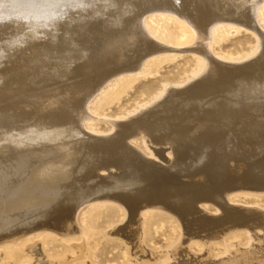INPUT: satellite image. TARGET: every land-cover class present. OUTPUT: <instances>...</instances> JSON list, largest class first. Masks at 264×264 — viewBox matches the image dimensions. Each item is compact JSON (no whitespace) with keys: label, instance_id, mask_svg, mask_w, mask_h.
Listing matches in <instances>:
<instances>
[{"label":"rangeland","instance_id":"obj_1","mask_svg":"<svg viewBox=\"0 0 264 264\" xmlns=\"http://www.w3.org/2000/svg\"><path fill=\"white\" fill-rule=\"evenodd\" d=\"M45 1L46 0H34V2H32V0L31 1L28 0L26 2V0H21L19 2V0H15L13 2L12 0L11 1L0 0L1 2L0 3V9H1L0 10V165H1L0 171H3L2 172L3 174L0 173V182H1L0 185L2 186L0 188V193L4 195H8V200L10 201L8 205L12 204L11 206H7L6 207L7 209L5 211L0 209L1 211L5 212L4 214V212L1 213L0 211V233H1L0 235H2L0 236V264H54V263L55 264H90V253L94 254L93 261L95 262V264H126L128 258V252L125 245L132 247V250L135 252L134 256L139 258L137 259L136 262L134 261L131 263L147 264V260L149 256L152 257V255H154L155 253H161V255L159 254L157 256V257L160 256L159 257L160 259H157L156 257L151 264H162L161 262L166 260L169 256V260L166 262V264H168L174 261L168 251H170L171 248L173 250L174 247L177 246L176 244H178L179 242L180 245L177 253V256L179 257L183 256L191 260L192 258H189L190 253H192V255L194 256H200V255L204 256L205 252L203 251H207L208 249L209 253H211L210 258L214 261H220L222 260L221 259L222 257H224L223 259H225V257H228L227 255L229 249H230L229 251H233L239 248L240 250L241 249L248 250L251 249L249 248L250 245H251L250 247L253 248L256 245L260 244L261 241H263L262 242L263 245L264 239L259 237H263L264 231L260 229H258L256 232H253L254 235L252 234L251 231H247L245 228L242 227H239V229L232 232L233 229L231 228L233 227L228 224L224 226H220V228L217 229L216 228L211 229L208 227H201L199 229L196 222L185 220L183 221V225H182L180 223L179 224L174 223L172 218L170 220V219H166V217H164L163 215L156 214L153 216V221H156L155 225H153L150 228L149 235L144 239V241L142 242L143 244L139 246V240H138L139 235L138 232L135 230L133 231V234H128V233L125 234V232L119 230L117 234H115V236L113 235L106 237H104L100 233V232L110 231L111 228L113 229L117 227L118 222L122 221L123 215L119 209L118 201L108 200L105 203L104 202L100 203L101 205L99 206L101 207H98L96 210L97 221L93 225L94 231L92 232L88 228L89 224L87 219L88 218L87 210L90 208L89 204L83 203V205L79 206V208L76 209L74 213L72 212L73 214L71 212L69 214V212H66V210L69 209V211L70 210L72 211L71 208L67 209V207L61 206L62 204L60 206L59 205L55 206L54 204L55 201L53 199L51 201L47 200L48 203L45 202L46 200L43 201V203L42 201L40 203L39 201L35 200V198L36 199L40 198L37 197L36 194L37 191H39V189H41V191L44 189L43 191L47 192L45 191L46 188L47 190L52 189V187L50 188L51 184L52 186L54 184L53 190L55 189L57 190L59 188L60 190L61 189L63 190L66 188L65 189L66 191L67 190L73 191L72 189H74L75 187L74 185L80 179L84 180L86 177L84 181L87 182L90 181V183H96L97 182L95 181L96 178L99 177L102 173L104 174L105 171L100 169L101 167L100 168L99 166L97 167V165H99L100 162L104 160L106 155H108L106 152H104L105 148L103 146H101V148H99V146H96V148L95 147L88 148L86 147L87 145L80 144L81 143L79 141L80 135L85 134L88 136H96V137H110L111 135H114L116 132L115 128L117 122L119 123L123 120L129 119L131 117H135V115L138 116L142 114L143 111L145 112L150 108H153L156 104H158L166 97L167 91L169 89H174V90H178L179 88H180L179 90H182V88L185 89L191 83H193L197 78L198 79L194 83L195 84L196 82L200 83L201 82V80H199L200 75L203 72H205L204 70L207 67L206 64L207 61H205L206 60L205 56L202 53L199 52L197 53L196 51L191 49L194 47V46L192 47L193 42L194 43L196 42L195 33L191 29L192 26L188 24V21L185 17H183L184 18L183 19L181 15L171 11L170 9L158 7L156 5L157 1L161 2L162 0H150V1L148 0H136V1L135 0H54V1L47 0L46 2ZM10 3H12L11 7H10ZM30 3H31V7L29 5ZM18 4H20L21 6ZM156 7L157 9H155ZM123 11L125 12V14H123ZM105 12L108 15L111 14L110 15L111 18L112 17L114 19L115 17L116 19L118 17L119 18L117 20L115 19V21L112 22L114 19L111 21L110 16H108V18L106 16H103V14L105 15ZM95 15H97L96 17L98 18H95ZM117 15L119 16L117 17ZM120 16L122 18H120ZM106 18L108 20L106 22L108 23L105 22ZM120 19H122L123 21H121ZM101 20H103L104 22H102ZM109 21H111L110 22L111 24H109ZM125 21L128 24L125 23ZM254 21L255 24H257V26H255L256 29H252V30H254L256 33L251 30L252 27H249L247 25L240 24L239 27H235V25L233 26L227 21L221 22L219 27L224 26L227 29H225L224 34L219 38H217L216 34L213 32V36L210 39L211 41L208 40L210 41V43L208 42L210 48L209 49L210 56H213L214 59L215 60L217 59V61L219 62L223 61L222 62L223 64H225L224 62H226L225 65L234 66V64L236 63L235 68L239 67V69H242L244 67L246 61L248 63L249 60L251 61L253 60L254 57L256 58L260 50L264 47V34L261 35L262 33H264V1L259 5ZM102 23L103 25H101ZM104 24L105 25L108 24L107 25L108 28ZM111 25H113V27H111ZM114 29L117 31H115ZM106 30L108 31L106 32ZM128 31L131 33H129ZM260 31L263 32L261 33ZM101 32L106 34L108 33V35L106 36L107 44H104V46L103 45L92 46L91 51L85 53L86 50L85 44L87 43V41L89 42L94 40V38L98 37L99 33ZM257 34H260L261 38H259L258 37L259 35ZM120 35L122 36L120 37ZM121 38L123 39V41ZM126 38H128L129 40ZM113 40L117 42L119 41L121 47L123 46L124 47L120 49L115 47V45H109L110 44L109 42ZM156 41L157 43H159L158 45L157 43L155 44ZM103 43L104 42L102 41L101 44ZM160 43L162 44L163 49L162 46H160L161 45ZM157 46H158L157 51L155 50L152 54L147 53V51L150 50L149 47L157 48ZM168 47L170 49H168ZM25 51L26 53H24ZM61 53L63 54L61 55ZM88 57H90V59ZM128 60H131L128 64L129 65L132 64L136 68L133 69L134 67L131 65L133 67L131 72L128 70H122L121 72H118V70H121L122 67L117 70L116 68H113L115 69V71L113 72L114 75L112 74L113 77L110 75L109 78L105 80L106 82L102 81L101 78L95 75L96 72L102 70L107 66L108 67L110 66L108 69L109 72H111L113 70L111 68L113 67V65H115V61L116 63H118L122 61L126 62ZM132 62H135V64ZM38 64L40 65V67H36V65ZM129 65L127 67H130ZM22 67L23 68L26 67L24 68L26 70L22 69ZM33 67L35 70H32ZM238 72H242V71H238ZM37 73L39 75L44 74L43 75L44 77L42 76L38 77L36 75ZM211 83L213 82L210 81L205 83L206 87L204 90L208 92L207 93L208 95L206 94V92L200 95L201 93L199 92L204 87L203 86L201 89L199 88L194 89L193 90L194 93L191 94L192 96L189 95L188 97H184L181 100L175 101L174 102L175 104L173 103L171 104L170 101V104H168V108H172L175 111L174 113L177 116L176 118L177 122H175L174 125L166 126V128L163 129V132L165 134L161 130L160 131L157 130L158 127L156 128L149 127L146 129L148 132L147 135L156 136V137L158 136L160 140L157 142V144L166 145V144H171L170 141L172 140V138H177L178 136H180L184 129H189V128L199 129L202 126H208V125L214 127L219 125L218 128L220 127L225 128V126L227 125L225 124L226 121L231 123L232 125L233 121L231 122V119L239 118L240 120L237 119L236 121L237 124H235V121L233 122L234 125H236V130L238 131V139L236 140L237 144L236 141L233 143H229V142L227 143V139L224 137V134L221 136L222 139L220 137L217 139L211 138L208 141V144H215L217 141L218 143L221 144L224 143L225 146H227V150L225 149L226 155H228L227 152L230 149H235V153L231 156L229 155V157L230 158L232 157L234 160L230 162L229 158H227L228 159L227 160L225 157H222V160L219 163L220 165L219 164L216 165L215 164L216 161H214V156L216 155L215 152H213L205 160L206 166L203 169V171L205 170L204 173L203 171L197 173L196 175L194 173H191L187 177V180L188 183L191 184L193 182L194 183L196 182L198 183V185H206L207 182L205 181H208L210 178L212 179L213 177L215 178L216 175L217 176L220 175L219 178L223 177L222 178L223 180L225 179L233 180V182L237 180L235 183L237 182L241 183L242 180L245 179L246 176L250 174V172H254V171L259 172L261 170L264 171V139L258 137H252V135L250 136L248 133L249 142H247V144L243 143V140H240L241 135L245 134L240 131L241 129H243L242 121L246 119L244 114L248 113L245 112V110L250 109V107H252L253 109L251 108L250 110L251 111L254 110L253 112H257V109L254 108L260 107L261 105L260 100L264 101L263 100L264 98L263 99L261 98L259 100L260 96H262L260 94L262 93L264 94V91L261 92L263 90V89L261 90L262 87L257 86L256 88H260L259 89L260 92L256 91L255 88L256 92L252 89L248 91L249 93H243L245 96L243 94L242 95L240 94L239 98L240 99L242 97L244 98H242V101L239 102L244 105L240 110L241 113L238 114L236 111L237 117H234L236 113L232 115L233 104L231 101H229L230 96L228 97V95L225 92H223L224 91L223 89L217 90L215 83L214 84ZM57 95L59 96L57 97ZM211 95L214 98H212ZM172 96H170V98ZM244 99L246 101H244ZM254 99L256 100L253 101ZM199 100L202 102H199ZM206 100H208V102ZM215 100L217 101L215 102ZM198 102L201 104H198ZM204 102L205 103L207 102L206 105ZM210 102L214 104V105L212 104L213 107L211 106L212 109L214 110V113L217 112L216 109L218 110V108H220L216 113L218 115L216 114L214 116L209 115V113H207L208 110L205 107H203V110H201L202 109L201 105L204 104L203 106H208ZM239 102H237L236 105L234 104L235 107L234 112L235 110H237L236 106L239 105ZM69 103L74 104V106H72L71 104L69 105ZM215 104L216 105L219 104L221 106L219 107V105L216 106ZM255 104L256 105L258 104V106H255ZM227 106H229L230 108ZM244 106H246L247 108ZM215 107L217 108L215 109ZM67 109L68 112L72 109V111H70L72 117L69 115V113L67 114L66 111ZM225 109L226 111H224ZM203 111L205 112V114ZM84 112L85 115L87 116L86 117L84 116L85 118L82 119L79 116L80 115L82 116ZM191 112L193 113V115ZM73 114L76 115V117ZM216 116H219V118L217 119ZM70 118H72L73 120ZM182 119L184 120L182 121ZM202 120L203 122H201ZM206 120L207 121L209 120L208 123ZM194 122L197 124H195ZM170 126L173 127L171 128ZM175 126L176 127L181 126V129L183 130L181 129L178 130ZM168 128L171 129L169 130ZM239 132L241 133L239 134ZM208 134L207 137L210 138L211 134L210 133ZM143 135L144 132L135 131L132 132L131 135L127 136L126 138L127 141L126 139L124 141L126 142L127 146L129 147L132 146L133 149H136L137 152L142 154L144 157L150 158L151 152L148 148L145 138V137L149 138V136L145 135V137H143ZM70 137H72V139ZM220 139L221 140L224 139L225 142L221 141ZM78 143L80 145H78ZM56 144H58L59 146L57 145L56 147ZM94 148L95 150H97L95 151L96 155L92 156L90 159L89 152L90 150H94ZM184 149L182 150L183 153H185V155H189L190 151L188 149L185 150ZM82 151L83 153H81ZM30 153L33 154L31 155ZM51 154H53L52 157ZM22 155H25V157H28L30 155L31 156L29 158H25ZM36 155H37V159L35 157ZM40 156H42V158ZM22 157L24 161H19V160H23V159H19ZM54 157L57 158L55 159ZM93 157L97 158V161ZM172 157L173 155H171V158ZM64 158L66 159L64 160ZM86 158H88L89 160ZM49 159H51L50 160L51 163ZM52 159L53 160L55 159L54 162ZM27 160L29 161V163L31 162V160L32 163L33 160H36L34 164L36 165L37 163L38 166L36 167L38 168L33 167L34 164L31 163L30 165L29 163L26 164L27 165L26 166L25 162ZM39 160L41 161V163ZM85 160H87V162ZM16 161H19V163L20 162L21 163L20 164L16 163ZM43 161L45 162L43 163ZM22 162L24 163V165ZM58 163H60V166L57 165ZM8 164H10V166ZM17 164L19 165V167ZM89 164L91 166H89ZM43 165L44 167L40 169L39 166L41 167ZM76 165L79 167L75 168ZM30 166L31 169L33 170V171L31 170L32 172L30 171L29 168ZM84 166L86 170L85 168H83ZM8 167H11L12 170L9 168L10 169L9 171ZM16 167L22 169L23 172L22 171L18 172L19 170L17 171L18 168ZM49 167L52 169H50ZM224 167L226 168L224 169ZM80 168L82 170H80ZM27 169L29 172L26 174L24 171H27ZM44 169H45L44 172L46 174L49 173L47 176L45 173H42V170ZM7 170L9 173H7ZM227 170H230V172H228ZM36 171H38V173ZM179 171L180 172L177 174L178 178H180L181 176L179 175H182L184 172L183 170L182 172L181 170ZM34 172L37 173L38 176L41 175L43 176V177L41 176L42 178L40 177V179L39 178L37 179L38 183L37 181H35L36 180L35 178H37V174H35ZM59 172L62 173L60 174ZM64 172L67 173V175L64 174ZM216 172H218V174H216ZM33 173L34 176L36 175L35 177L32 175ZM57 173L59 176L57 175ZM222 173L224 174L222 175ZM79 174L82 175L85 174L86 176L83 175V177H80ZM15 175L18 177L16 178ZM24 175L27 176L29 175V177L28 178L27 176L24 177ZM191 176L193 177L191 178ZM206 176L207 178H205ZM46 177H49V179ZM73 177L74 178L76 177L75 180H72L74 179ZM89 177L90 178L95 177V178H92V180H90ZM188 178L190 179V181ZM262 178H264V173ZM6 179L8 180V182ZM27 180L28 181L31 180V182L30 181L28 182ZM39 180H41V182ZM44 180L48 181L47 182L48 184ZM49 180L54 181V183L51 181L52 183L49 184L50 183ZM176 181L177 179L175 176L172 182H176ZM59 182L60 184L62 183L63 185H59ZM43 183L44 184L46 183L47 185L45 184L44 186ZM7 184L9 187L11 185L13 186L12 188H10L11 190L12 189L14 190L13 195L12 194L9 195V193H6L9 190V189H5V188H9L8 186H6ZM175 184L176 183H172V186ZM29 185H31V187ZM38 185L40 187L43 185L42 186L43 189L40 188ZM37 186L39 187V189ZM58 186L61 187L58 188ZM20 187L23 189H21ZM27 187H28V191L25 189ZM36 187L38 189V190L36 189L37 191L35 190L36 192L34 190H31V188L35 189ZM29 189L32 192L34 191L31 194L35 193L36 196L35 197L34 195H32V198H30L31 200L26 199L31 197L29 196L31 195L29 193ZM11 190L9 191L10 193H12ZM21 190L23 191L25 190V192L26 191L28 192L25 193L27 197L23 192H21ZM2 191L4 193H2ZM16 194L19 197L15 196ZM22 195L25 196V199L22 197ZM15 197L16 199L18 197L19 202L21 203H19L18 199L16 200ZM20 197L24 199L22 201H25V203L20 201L21 200ZM227 198L228 200L226 201H228L230 205L237 206L238 208L241 209H244L246 207L257 208L262 213H264V188L258 190L238 188L237 190L229 194ZM14 202L16 203L15 204L16 206L14 205ZM17 202L19 203V205H17L18 204ZM26 202L27 203L35 202V203L32 204L29 203L28 205ZM206 204H207L206 206H204L203 204H199V206L197 205V207H200V209L202 208L205 214H209V215L218 214L217 213L218 211L215 210L214 204L211 201H206ZM23 205H26L24 206V209L22 207ZM164 211L167 212L166 210ZM54 212L63 213V215L61 214L63 221H59V222L61 227L70 225V229H69L70 232H68V234H60L58 233V231L54 229L52 230L42 227L44 223L43 220L47 218L49 215L54 214ZM20 214L22 217L20 216ZM32 214H34V216ZM66 214H68V216ZM64 216L65 218H63ZM40 219L43 221L42 224H40L41 222L38 221ZM14 220L15 223L13 222ZM256 220L264 222V216L261 215L260 217H258V219L256 217ZM34 221L37 222L39 225H36L37 223H35L34 224L35 227H34L33 226ZM10 222L13 223L10 224ZM21 223L24 226H21L22 225ZM19 224H20V228H18ZM60 225H56V226L60 227ZM11 226L12 227L14 226L13 227L14 230L12 229ZM10 227L12 230L10 229ZM15 227L21 232H19ZM218 232H220V234ZM11 233H13V236ZM177 236H180V238L177 239ZM195 241H198L199 243L196 244ZM206 246L207 248H205ZM236 246L239 248H237ZM84 247L85 249H83ZM7 248L12 249L14 253V259L8 258L6 256L7 253L6 250H8ZM40 248L42 249V252L36 251V249H40ZM190 263L198 264L192 260Z\"/></svg>","mask_w":264,"mask_h":264},{"label":"bare ground","instance_id":"obj_2","mask_svg":"<svg viewBox=\"0 0 264 264\" xmlns=\"http://www.w3.org/2000/svg\"><path fill=\"white\" fill-rule=\"evenodd\" d=\"M11 1V0H10ZM13 2L15 0H12ZM21 0H19L20 2ZM28 0H26L27 2ZM31 1V0H30ZM47 1V0H46ZM45 1V2H46ZM54 1V0H53ZM136 1V0H135ZM150 1V0H148ZM264 0H162L161 2L157 1V6L160 8H166V9H170L171 11L181 15V17H185L188 21V24L191 25V29L194 31L195 36H196V42L192 44L191 49H193L194 51H196L197 53H202L207 61V67L204 70L205 72H203L200 75V79L201 82L196 84L193 83H189L188 87L182 90H174V89H169L167 91L166 97L160 101L158 104H156L153 108H150L147 111H143L142 114L136 116L135 117H131L129 119L123 120L121 122H117L116 124V132L114 135H111L110 137H96V136H88V135H80L79 136V142L82 145H87L86 147H95L99 146V148H101V146H103L105 148L104 152H106L108 155H104V160L102 162H100L99 165H97V167L99 166L100 169L104 170V174L102 173L99 177L96 178L95 181H97L96 183H90V181H84L86 179L83 180H79L74 186V189H72L73 191H69V190H65V189H61L58 186L59 189H55L53 190V186H52V182L54 183V181H50L49 184L50 188L52 187V189H48L46 188L44 192L42 186L39 187L42 188L43 190L41 191V189H39V191H37V187L31 188V190H36L37 191V197L40 198H35L36 201H39L41 203H43V201L47 202V200L51 201L52 199L55 201L54 204L56 205H61V206H65L68 208H71L72 211L69 209L66 210V212H70L74 213L76 211V209L79 208V206L83 205V203H87L89 204V209L87 210V219H88V228L90 231H94V223H96V219H97V208L101 207L99 205H101V202H106L108 200H115L118 201L119 204V209L122 212L123 218L121 222H118L117 227L115 228H111L110 231L108 232H100L104 237L106 236H115V234H117V232L123 231L128 234H133V231H137L138 232V240H139V246H141V244H143L142 242L144 241V239L149 235L150 233V228L155 225L156 221H153V216L154 215H163L164 217H166V219H173L174 223H180L183 225V221L188 220V221H193L196 222V224L198 225V228L200 229L201 227H208V228H220V226H224V225H231L233 228V231H236L237 229H239V227L245 228L247 231H251L252 234L253 232H256L258 229L263 230L264 231V222L262 221H258L256 220V217L258 219V217H260L261 215L264 216V213H262L260 210H258L257 208H238L237 206L234 205H230L228 203V196L229 194H231L233 191L237 190L238 188H243V189H252V190H258V189H262L264 188V178H262L264 171L261 170L259 172H250V174L248 176H246L245 179L242 180L241 183H235L237 180H235L233 182V180H223L222 178H219V176L216 175V177L214 178H210L207 182L206 185H198V183H188L187 177L191 174L194 173L195 175L201 171H203V169L205 168V160L208 158V156L215 152L214 156V161L215 164H219L222 160V157H225L226 159L229 158L230 162L233 161L234 159L231 157H229V155H233L235 153V149H230L226 155L225 154V149L227 150V146H225V144L223 142H225V140H221V136L224 134V137L227 139V143H233L238 139V131L236 130V125H234V121L235 124L237 119L240 120L239 118H235L231 119L232 125L229 122H225V124H227L225 126V128H218V126H202L199 129H181L180 127H176L178 130H183V132L181 133L180 136H178L177 138H172V140L170 141L171 144H166V145H162V144H157V142L160 140V138L157 136H150L147 135V128L151 127V128H156L158 127L157 130H161L163 132V129L166 128V126L168 125H174L175 122H177V116L174 113L175 111L172 108H168V104H175L174 102L177 100H181L184 97H188L189 95H191L192 93H194V89H201L203 86V88L200 90L199 93H201L200 95H202V93L206 92L204 89L206 87L207 82L212 81L214 84L216 85L217 90L218 89H223L222 91L225 92L229 98V101L232 102V106H233V110H232V115L236 113L240 114L241 113V109L243 107L244 104L240 103L239 101H242V97L241 99L240 94L242 95L243 93H249L248 91L250 90H254L255 88L258 86L262 87L261 88V92L264 91V47L260 50V52L258 53V55L256 56V58L253 60H249L248 63L246 61L244 67L242 69L235 68L236 67V63L234 64V66L231 65H225L226 62H224L225 64H223L222 62L217 61V59L215 60L213 56H210L209 53V43H210V39L213 36V32L216 34L217 38H219L220 36H222L225 32V29H227L224 26L219 27V25L221 24V22L223 21H227L228 23L232 24L233 26L235 25V27H239V25L243 24V25H247L249 27H252V29H256L255 26H257V24H255V16H256V12L259 8V5L263 2ZM9 2V1H8ZM7 2V3H8ZM23 2V1H22ZM32 2H34V0H32ZM1 3V2H0ZM6 3V4H7ZM50 3V2H49ZM53 3V2H52ZM138 3V2H137ZM153 3V2H152ZM10 3V7H11ZM15 4V3H14ZM139 4V3H138ZM151 4V3H150ZM9 5V4H8ZM16 5V4H15ZM20 5V4H18ZM24 5V4H23ZM31 7V3L29 4ZM37 5V4H35ZM93 5V4H92ZM91 5V6H92ZM14 6V5H13ZM21 6V5H20ZM34 6V5H33ZM45 6V5H44ZM141 6V5H140ZM23 7V6H22ZM26 7V5H25ZM116 7V6H115ZM127 7V6H126ZM2 8V7H1ZM29 8V7H28ZM26 8V9H28ZM128 8V7H127ZM141 8V7H140ZM159 8V9H160ZM4 9V8H3ZM16 9V8H15ZM35 9V8H34ZM46 9V8H45ZM87 9V8H86ZM109 9V8H108ZM107 9V10H108ZM157 9V7L155 8ZM1 10V9H0ZM10 10V9H9ZM30 10V9H29ZM5 11V10H4ZM91 11V10H90ZM120 11V10H119ZM118 11V12H119ZM140 11V10H139ZM51 12V11H50ZM99 12V11H98ZM7 13V12H6ZM103 13V12H102ZM137 13V12H136ZM11 14V13H10ZM84 14V13H83ZM92 14V13H91ZM96 14V13H95ZM115 14V13H114ZM119 14V13H118ZM123 14H125V12L123 11ZM111 15V14H110ZM108 14L105 15L103 14V16H106L108 18V16H110ZM128 15V14H127ZM97 15H95V18ZM114 16V15H113ZM119 15H117L118 17ZM122 16V15H121ZM120 16V18H122ZM115 17V16H114ZM105 18V17H104ZM106 18L105 22L108 21ZM111 18V16H110ZM119 18V17H118ZM117 18V19H118ZM132 18V17H131ZM90 19V18H89ZM102 19V17H101ZM114 18L112 17L110 20L112 21ZM116 19V17H115ZM115 19L112 21L114 22ZM116 19V20H117ZM125 19V18H124ZM184 19V18H183ZM92 20V19H91ZM99 20V19H97ZM121 21H123L122 19H120ZM94 21V20H93ZM102 22H104L103 20H101ZM109 21V24H111ZM128 21V20H127ZM95 22V21H94ZM139 22V21H138ZM108 23V22H106ZM125 23H127L125 21ZM130 23V22H129ZM87 24V23H86ZM92 24V23H90ZM95 24V23H94ZM128 24V23H127ZM255 24V25H254ZM6 25V24H5ZM103 25V23L101 24ZM105 25V24H104ZM108 25V24H107ZM107 25H105L107 27ZM102 27V26H101ZM111 27H113V25H111ZM247 27V28H249ZM94 28V27H93ZM108 28V27H107ZM83 29V28H82ZM105 29V28H104ZM110 29V28H109ZM115 30V29H114ZM113 30V32H114ZM137 30V29H136ZM65 31V30H64ZM85 31V30H84ZM108 30H106L107 32ZM110 31V30H109ZM117 31V30H115ZM254 31V30H252ZM123 32V31H122ZM127 32V31H126ZM129 32V31H128ZM255 32V31H254ZM261 32V31H260ZM263 32V31H262ZM261 32V33H262ZM116 33V32H115ZM131 33V32H129ZM256 33V32H255ZM258 33V32H257ZM41 34V33H40ZM75 34V33H73ZM95 34V33H94ZM133 34V33H132ZM131 34V35H132ZM264 33H262L261 35H263ZM55 35V34H54ZM53 35V36H54ZM108 35V33H99L98 37L94 38V40L92 41H87V43L85 44V53L91 51L92 46H98V45H103L107 44L106 43V36ZM258 37H260V34ZM90 36V35H89ZM122 35H120L121 37ZM49 37V36H48ZM101 37V39H100ZM126 37V35H125ZM132 37V36H131ZM147 37V36H145ZM40 38V37H39ZM113 38V37H112ZM119 38V37H117ZM116 38V39H117ZM124 38V37H123ZM45 39V38H44ZM90 39V38H89ZM122 39V38H121ZM128 39V38H126ZM136 39V38H135ZM147 39V38H146ZM41 40V39H40ZM82 40V39H81ZM129 40V39H128ZM140 40V39H139ZM152 40V39H150ZM210 40V41H208ZM102 41L104 42L103 44ZM123 41V39H122ZM125 41V40H124ZM195 41V40H194ZM61 42V41H60ZM154 42V41H151ZM209 42V43H208ZM37 43V42H36ZM45 43V42H44ZM109 45H115V47L122 49L123 47H121V44L119 43V41H111L109 42ZM157 43V41L155 42V44ZM32 44V43H31ZM83 44V43H82ZM124 44V43H123ZM159 43H157L158 45ZM161 44V43H160ZM49 45V44H48ZM51 45V44H50ZM149 45V44H148ZM14 46V45H13ZM18 46V45H17ZM46 46V45H45ZM73 46V45H72ZM84 46V45H83ZM152 46V43H151ZM162 46V44L160 45ZM16 47V46H15ZM28 47V46H27ZM55 47V46H54ZM106 47V46H105ZM138 47V46H137ZM189 47V46H187ZM191 47V46H190ZM12 48V47H11ZM22 48V47H21ZM148 48V47H147ZM152 48V47H151ZM149 47V51H147V53L152 54L155 50L157 51V48H152L151 49ZM160 48V47H159ZM47 49V48H46ZM99 49V48H98ZM139 49V48H138ZM163 49V46H162ZM166 49V48H165ZM168 49H170L168 47ZM57 50V47H56ZM114 50V49H113ZM161 50V49H160ZM167 50V49H166ZM83 51V50H82ZM13 52V51H12ZM53 52V51H52ZM64 52V51H62ZM101 52V51H100ZM119 52V51H118ZM159 52V51H158ZM26 53V51L24 52ZM121 53V52H120ZM138 53V52H137ZM63 53H61L62 55ZM66 54V53H65ZM90 54V53H89ZM48 55V54H47ZM108 55V54H107ZM113 55V54H112ZM202 55V56H203ZM15 56V55H13ZM49 56V55H48ZM59 56V55H58ZM90 56V55H89ZM92 56V55H91ZM136 56V55H135ZM62 57V56H60ZM121 57V56H119ZM127 57V56H126ZM129 57V56H128ZM213 57V58H212ZM90 59V57H88ZM125 58V57H124ZM122 58V59H124ZM145 58V56H144ZM56 59V58H55ZM104 59V58H103ZM118 59V58H117ZM129 59V58H127ZM132 59V58H130ZM15 60V59H14ZM59 60V59H58ZM9 61V60H8ZM37 61V60H36ZM46 61V60H45ZM44 61V62H45ZM104 61V60H103ZM118 61V60H117ZM131 60H128L126 62L122 61V62H118L116 63L115 61V65H113V68L119 69V68H124L121 70H118V72H121L122 70H128V71H132V68L134 67V65H129L128 63ZM50 62V61H48ZM52 62V61H51ZM58 62V61H55ZM114 62V61H113ZM137 62V61H136ZM5 63V62H4ZM27 63V61H26ZM29 63V61H28ZM135 64V62H132ZM41 64V63H40ZM48 64V63H47ZM52 64V63H51ZM114 64V63H113ZM137 64V63H136ZM229 64V63H228ZM231 64V63H230ZM241 64V63H240ZM237 64V65H240ZM53 65V64H52ZM56 65V64H55ZM130 67H127V66ZM34 66V65H32ZM112 66V65H111ZM36 67H40V65H36ZM35 67V68H36ZM50 67V66H49ZM57 67V66H55ZM69 67V66H68ZM67 67V68H68ZM110 67V66H109ZM108 66L103 68L102 70H99L98 72L95 73V75H97L99 78L102 79V81L106 82L105 80L107 78H109V76L112 74L114 75V71L115 69H113L111 72H109V68ZM242 67V66H240ZM26 68V67H24ZM22 67V69H24ZM32 68V67H31ZM139 68V67H137ZM133 69H136L135 67ZM9 70V69H8ZM26 70V69H24ZM31 70V69H30ZM32 70H35L34 67ZM31 70V71H32ZM47 70V69H46ZM29 71V70H27ZM30 71V72H31ZM59 71V70H58ZM106 71V73H105ZM108 71V72H107ZM127 71V72H128ZM238 71H242V72H238ZM10 72V71H9ZM34 72V71H33ZM41 72V70H40ZM60 72V71H59ZM28 73V72H27ZM32 73V72H31ZM35 73V72H34ZM58 74V73H57ZM116 74V73H115ZM119 74V73H117ZM34 75V74H33ZM38 77L43 75H39L38 73L36 74ZM35 75V76H36ZM65 75V74H63ZM50 77V75H49ZM113 77V76H112ZM92 79V78H91ZM25 80V79H24ZM109 80V79H108ZM64 81V80H63ZM72 81V80H71ZM98 81V80H97ZM8 82V81H7ZM27 82V81H26ZM25 82V83H26ZM101 82V81H100ZM203 82V83H202ZM22 83V81H21ZM7 84V83H6ZM95 84V83H94ZM97 84V82H96ZM18 85V84H17ZM97 86V85H96ZM99 86V85H98ZM187 86V85H186ZM214 86V85H213ZM20 87V86H19ZM84 87V86H83ZM92 87V86H91ZM101 87V86H100ZM12 88V87H11ZM36 88V87H35ZM97 88V87H96ZM95 88V89H96ZM215 89V88H214ZM260 88H256V91H259ZM11 90V89H10ZM9 90V91H10ZM99 90V89H98ZM5 91V90H4ZM21 91V90H19ZM255 91V92H256ZM72 92V91H71ZM37 93V92H36ZM39 93V92H38ZM51 93V92H50ZM62 93V92H61ZM67 93V92H66ZM77 93V92H76ZM80 93V92H79ZM197 93V92H196ZM208 92H206L207 94ZM13 94V93H12ZM212 94V93H211ZM260 94V93H259ZM40 95V94H39ZM48 95V94H47ZM77 95V94H76ZM173 95V96H172ZM208 95V94H207ZM244 95V94H243ZM262 95V96H260ZM260 98L259 100L262 98H264V94H260ZM36 96V95H35ZM46 96V95H45ZM56 96V95H55ZM59 95H57L58 97ZM170 96H172L170 98ZM192 96V95H191ZM212 96V95H211ZM210 96V97H211ZM245 96V95H244ZM50 97V96H49ZM200 97V96H199ZM256 97V96H255ZM10 98V97H9ZM31 98V97H30ZM84 98V97H83ZM90 98V97H89ZM212 98H214L212 96ZM216 98V97H215ZM257 98V97H256ZM47 99V98H46ZM80 99V98H79ZM171 99V100H169ZM207 99V98H205ZM203 99V100H205ZM217 99V98H216ZM248 99V98H247ZM68 100V99H67ZM188 100V99H187ZM212 100V99H209ZM256 99H254L253 101H255ZM264 100V99H263ZM191 101V100H190ZM208 102V100H206ZM217 100H215L216 102ZM225 101V100H224ZM244 101H246L244 99ZM44 102V101H43ZM51 102V100H50ZM53 102V101H52ZM65 102V101H64ZM199 102H202L199 100ZM198 104H201L199 103ZM206 102V103H207ZM214 102V101H213ZM229 102V103H231ZM239 102V105H237L235 112H234V104L236 105V103ZM249 102V101H248ZM86 103V101H85ZM186 103V102H185ZM196 103V102H195ZM205 103V102H204ZM205 103V105H206ZM260 107L258 108H254L257 109V112H253L254 110H250L252 107H250V109L245 110V112H248L246 114H244L245 118L242 121L243 124V129H239L241 132L245 133L244 135H241L240 140H243V143L249 142L248 138L249 135L252 137H258V138H263L264 139V101L260 100ZM258 103V104H260ZM42 104V103H41ZM46 104V103H45ZM74 106V104L69 103V105ZM183 104V102H182ZM212 104L210 102V104L208 106H202L205 107L209 113V115L214 116L218 110L220 108H218V110L216 109L217 107H215L216 109V113H214V110L212 109ZM228 104V102H227ZM246 104V103H245ZM258 104L255 106H258ZM12 105V104H11ZM50 105V104H49ZM61 105V104H60ZM197 105V104H196ZM214 105V104H213ZM216 105V104H215ZM219 105V104H218ZM216 105V106H218ZM248 105V104H247ZM254 105V104H252ZM172 106V105H171ZM185 106V105H184ZM183 106V107H184ZM189 106V105H186ZM212 106V107H211ZM221 105H219L220 107ZM33 107V106H32ZM59 107V106H58ZM177 107V106H176ZM179 107V106H178ZM191 107V106H190ZM229 107V106H227ZM246 107V106H244ZM46 108V107H45ZM67 108V107H66ZM65 108V109H66ZM199 108V107H198ZM223 108V107H222ZM230 108V107H229ZM247 108V107H246ZM245 108V109H246ZM64 109V108H63ZM253 109V108H252ZM259 109V110H258ZM70 110V109H69ZM188 110V109H187ZM194 110V109H193ZM198 110V109H197ZM200 110V109H199ZM244 110V109H243ZM46 111V110H45ZM67 114L69 113V115L71 116V112L72 109L68 112V109L66 110ZM75 111V110H74ZM78 111V110H77ZM183 111V109H182ZM192 111V110H191ZM205 111V109H204ZM203 111V112H204ZM221 111V110H220ZM226 111V109L224 110ZM230 111V110H229ZM228 111V112H229ZM256 111V110H255ZM53 112V111H52ZM177 112V111H176ZM185 112V111H184ZM188 112V111H187ZM190 112V111H189ZM194 112V111H193ZM196 112V111H195ZM234 112V113H233ZM244 112V113H245ZM253 112V113H252ZM61 113V112H60ZM180 113V111H179ZM192 113V112H191ZM199 113V112H198ZM196 113V114H198ZM201 113V112H200ZM237 113L234 115V117H237ZM28 114V113H27ZM58 114V113H57ZM66 114V113H65ZM76 114V113H75ZM203 114V113H202ZM205 114V112H204ZM221 114V113H219ZM226 114V113H225ZM243 114V113H242ZM33 115V114H32ZM48 115V114H47ZM60 115V114H59ZM74 115V114H73ZM193 115V113H192ZM218 115V114H216ZM224 115V114H223ZM231 115V114H230ZM43 116V115H42ZM67 116V115H66ZM65 116V117H66ZM76 117V115H74ZM73 116V117H74ZM79 116V115H78ZM87 115H85V112L82 114V116L80 115L79 117H81L82 119L85 118ZM191 116V115H190ZM200 116V115H199ZM56 117V116H55ZM64 117V116H63ZM72 117V116H71ZM78 117V118H79ZM230 117V116H229ZM34 118V117H31ZM62 118V117H61ZM80 118V119H81ZM179 118V117H178ZM184 118V117H183ZM199 118V117H198ZM210 118V117H209ZM216 118L218 119L219 116H216ZM42 119V118H41ZM68 119V118H67ZM72 119V118H70ZM188 119V118H187ZM195 119V118H194ZM211 119V118H210ZM214 119V118H213ZM73 120V119H72ZM179 120V119H178ZM184 119H182L183 121ZM198 120V119H197ZM205 120V119H204ZM181 121V119H180ZM207 121V120H206ZM209 121V120H208ZM207 121V123H208ZM60 122V120H59ZM82 122V121H81ZM189 122V121H188ZM199 122V121H198ZM203 122V120L201 121ZM215 122V121H214ZM41 123V122H40ZM44 123V122H43ZM57 123V122H56ZM70 123V122H68ZM74 123V122H73ZM193 123V122H192ZM195 123V122H194ZM224 123V121H223ZM221 123V124H223ZM197 124V123H195ZM194 124V125H195ZM199 124V123H198ZM229 124V125H228ZM39 125V124H38ZM56 125V124H55ZM76 125V124H75ZM54 126V125H52ZM58 126V125H57ZM56 126V127H57ZM185 126V125H184ZM193 126V125H192ZM191 126V127H192ZM40 127V126H39ZM48 127V126H46ZM62 127V126H60ZM72 127V126H71ZM74 127V126H73ZM81 127V126H80ZM171 128L173 126H170ZM186 127V126H185ZM200 127V126H199ZM70 128V126H69ZM77 128V127H76ZM171 128H168L169 130ZM183 128V127H182ZM48 129V128H47ZM176 129V130H177ZM69 130V129H68ZM156 130V131H157ZM225 130V131H224ZM71 131V130H70ZM73 131V130H72ZM75 131V130H74ZM135 131H142L144 132L143 137H145V135L149 136V138H146V143L148 145V148L151 152V157L147 158L144 157L142 154H140L139 152H137L136 149H133V147H129L126 145V142L124 141L127 136L131 135L132 132ZM165 131V130H164ZM174 132V131H173ZM178 132V131H177ZM239 132V134L241 133ZM74 133V132H73ZM72 133V135H73ZM137 133V132H136ZM150 133V131H149ZM152 133V132H151ZM155 133V132H154ZM164 133V132H163ZM167 133V131H166ZM170 133V132H169ZM175 133V132H174ZM210 133L211 137H207V134ZM249 133V135H248ZM55 134V133H54ZM87 134V133H86ZM138 134V133H137ZM165 134V133H164ZM52 135V134H51ZM209 135V134H208ZM55 136V135H54ZM71 136V135H70ZM109 136V135H108ZM133 136V135H132ZM161 136V135H160ZM174 136V135H173ZM177 136V135H175ZM221 138L220 140L223 141L221 143H218V141L215 144H208V141L213 138V139H217V138ZM223 137V138H224ZM53 138V137H52ZM72 139V137H70ZM129 138V137H128ZM163 138V137H162ZM52 140V139H51ZM77 140V138H76ZM164 140V139H163ZM169 140V139H168ZM219 140V142H220ZM127 141V139H126ZM15 142V141H14ZM26 142V141H25ZM56 142V141H55ZM71 143V142H69ZM78 143V145H80ZM214 143V142H213ZM237 144V141H236ZM46 145V143H45ZM58 144H56L57 147ZM61 145V144H60ZM68 145V144H67ZM73 145V144H72ZM81 145V146H82ZM146 145V146H147ZM42 146V145H41ZM59 146V145H58ZM62 146V145H61ZM69 146V145H68ZM77 146V143H76ZM80 147V146H79ZM237 147V146H236ZM34 148V147H33ZM40 148V147H39ZM51 148V147H50ZM76 148V147H75ZM73 148V149H75ZM85 148V146H84ZM87 148V149H88ZM90 150L89 155H90V159L92 156L96 155L95 151L97 150ZM98 148V147H97ZM188 149L190 151L189 155H185V153H183V149ZM28 149V148H27ZM58 149V148H57ZM70 149V148H69ZM72 149V148H71ZM184 149V150H185ZM43 150V149H42ZM80 150V149H79ZM82 150V149H81ZM102 150V149H101ZM16 151V150H15ZM41 151V150H40ZM50 151V150H49ZM78 151V150H77ZM84 151V149H83ZM83 151L81 153H83ZM100 151V150H99ZM128 151V152H127ZM56 152V151H55ZM72 152V151H71ZM76 152V151H75ZM73 152V153H75ZM101 152V151H100ZM19 153V152H18ZM23 153V152H22ZM27 154V153H25ZM31 154V153H30ZM33 154V153H32ZM31 154V155H32ZM40 154V153H38ZM68 154V153H67ZM114 154V155H113ZM237 154V153H236ZM21 155V154H20ZM30 155V156H31ZM44 155V154H43ZM53 154H51L52 157ZM73 155V154H72ZM71 155V156H72ZM171 155H173V157L171 158ZM240 155V153H239ZM25 157V155H22ZM25 157V158H29ZM46 156V155H45ZM43 156V157H45ZM49 156V155H48ZM55 156V155H54ZM77 156V155H76ZM75 156V157H76ZM84 156V155H83ZM37 159V155L35 156ZM42 158V156H40ZM50 157V158H51ZM68 157V156H66ZM96 157V156H95ZM100 157V155H99ZM238 157V156H237ZM47 158V157H45ZM49 158V157H48ZM55 158V157H54ZM57 158V157H56ZM55 158V159H56ZM62 158V157H60ZM85 158V157H84ZM94 158V157H93ZM103 158V157H102ZM101 158V159H102ZM14 159V157H13ZM19 159H23L19 158ZM32 159V158H31ZM40 159V158H39ZM54 159V160H55ZM66 158H64L65 160ZM88 159V158H86ZM97 161V158H94ZM99 159V158H98ZM100 159V160H101ZM46 160V159H44ZM51 159H49L50 161ZM53 160V159H52ZM53 160V162H54ZM59 160V159H58ZM62 160V159H61ZM60 160V161H61ZM73 160V159H72ZM76 160V159H75ZM89 160V159H88ZM93 160V159H92ZM213 160V158H212ZM228 160V159H227ZM19 161H24L23 160H19ZM19 161H16V163H19ZM40 161V160H39ZM81 161V160H79ZM87 162V160H85ZM95 161V160H94ZM3 162V161H2ZM27 162V163H26ZM25 162V165L29 163V161L27 160ZM34 162H36V160H31V164H34ZM38 162V161H37ZM45 161H43L44 163ZM52 162V163H53ZM65 162V161H64ZM83 162V161H82ZM93 162V161H92ZM10 163V162H8ZM21 163V162H20ZM19 163V164H20ZM23 163V162H22ZM29 163V165H30ZM41 163V161H40ZM42 163V164H43ZM49 163V162H47ZM51 163V161H50ZM62 163V162H61ZM89 163V162H88ZM99 163V162H98ZM263 163V162H262ZM14 164V163H13ZM41 164V165H42ZM56 164V163H54ZM53 164V165H54ZM80 164V163H79ZM83 164V163H82ZM234 164V163H233ZM7 165V164H6ZM10 166V164H8ZM18 165V164H17ZM24 165V163H23ZM35 165V164H34ZM33 167L38 168L36 165ZM45 165V164H44ZM43 166H39V168H43ZM47 165V164H46ZM58 166H60V163L57 164ZM56 165V166H57ZM220 165V164H219ZM1 166V165H0ZM16 166V164H15ZM27 166V165H26ZM32 166V165H31ZM30 168V171L32 170ZM64 166V165H63ZM72 166V165H71ZM89 166H91L89 164ZM12 167V166H11ZM11 167H8V170L10 171V169L12 170ZM19 167V165H18ZM16 167V168H18ZM24 167V166H23ZM32 167V168H33ZM66 167V166H65ZM79 167V166H75ZM82 167V166H81ZM93 167V166H92ZM211 167V166H210ZM7 168V167H6ZM10 168V169H9ZM47 168V166H46ZM50 168V167H49ZM67 168V167H66ZM65 168V169H66ZM85 168V166L83 167ZM209 168V167H208ZM207 168V169H208ZM226 167H224L225 169ZM255 168V167H254ZM1 169V168H0ZM52 169V168H50ZM55 169V168H54ZM79 169V168H77ZM76 169V170H77ZM212 169V168H211ZM5 170V169H4ZM7 170V173H9ZM15 170V169H14ZM13 170V171H14ZM19 170V171H18ZM24 170V169H23ZM26 170V169H25ZM36 170V169H35ZM39 170V169H38ZM61 170V169H60ZM80 170H82L80 168ZM84 170V169H83ZM86 170V168H85ZM95 170V169H94ZM179 170L184 171L180 178L177 177V174L180 172ZM260 170V169H259ZM18 172L22 171V169L18 168L17 169ZM33 171V170H32ZM31 171V172H32ZM44 170H42V173H45ZM59 171V170H58ZM89 171V170H88ZM97 171V170H96ZM192 171V172H191ZM205 171V170H204ZM203 171V173H204ZM220 171V170H219ZM228 172H230V170H227ZM257 171V170H256ZM3 171H0V173H2ZM12 172V171H11ZM15 172V171H14ZM17 172V175H18ZM23 172V171H22ZM26 174L29 172L28 169L27 171H24ZM38 173V171H36ZM47 172V171H46ZM53 172V171H52ZM67 172V171H66ZM70 172V171H69ZM75 172V169H74ZM90 172V171H89ZM100 172V171H99ZM98 172V173H99ZM212 172V171H211ZM215 172V171H213ZM5 173V171H4ZM13 173V172H12ZM35 173V172H34ZM34 173L32 174L34 176ZM35 173V174H37ZM40 173V172H39ZM60 174L62 172H59ZM73 173V172H72ZM91 173V172H90ZM227 173V172H225ZM232 173V172H231ZM3 174V173H2ZM14 174V173H13ZM16 174V173H15ZM46 174V173H45ZM49 174V173H48ZM46 174V176L48 175ZM64 174L67 175V173L64 172ZM70 174V173H69ZM77 174V173H76ZM88 174V173H86ZM95 174V173H94ZM93 174V175H94ZM216 174H218V172H216ZM224 173H222L223 175ZM21 175V173H20ZM41 175V174H40ZM58 175V173H57ZM73 175V174H72ZM80 177L86 176L85 174H79ZM82 175V176H81ZM91 175V174H90ZM206 175V174H204ZM208 175V174H207ZM213 175V174H212ZM5 176V175H4ZM13 176V175H12ZM11 176V177H12ZM16 176V175H15ZM27 175H24V177ZM36 176V175H35ZM34 176V177H35ZM42 176V175H41ZM41 176H38L37 174V178H35L34 180L37 181V179ZM59 176V175H58ZM62 176V175H61ZM75 176V175H74ZM177 181L176 182H172V180L175 178ZM211 176V174H210ZM215 176V174H214ZM226 176V175H225ZM8 177V176H6ZM18 176H16L17 178ZM20 177V176H19ZM29 177V175L27 176V178ZM33 177V178H34ZM43 177V176H42ZM41 177V178H42ZM56 177V176H55ZM66 177V176H65ZM68 177V176H67ZM193 176H191L192 178ZM195 177V176H194ZM249 177V178H248ZM15 178V179H16ZM22 178V176H21ZM32 178V177H31ZM49 179V177H46ZM74 178V177H73ZM76 178V177H75ZM72 179V180H75ZM79 178V177H78ZM77 178V180H78ZM90 178V177H89ZM95 178V177H92ZM92 178H90V180H92ZM207 178V176L205 177ZM227 178V177H226ZM230 178V175H229ZM235 178V177H233ZM248 178V179H247ZM3 179V177H2ZM13 179V178H12ZM30 179V178H29ZM63 179V177H62ZM189 179V178H188ZM194 179V178H193ZM200 179V178H199ZM202 179V176H201ZM237 179V178H236ZM7 180V179H6ZM21 180V179H19ZM70 180V179H69ZM89 180V179H88ZM11 181V180H10ZM9 181V182H10ZM14 181V180H13ZM24 181V180H23ZM28 181V180H27ZM25 181V182H27ZM31 182V180H29ZM28 181V182H29ZM41 182V180H39ZM45 181V180H44ZM43 181V182H44ZM190 181V179H189ZM212 181V182H211ZM3 182V181H2ZM8 182V180H7ZM6 182V183H7ZM33 182V181H32ZM46 183L48 181H45ZM76 182V181H75ZM92 182V181H91ZM94 182V181H93ZM202 182V181H201ZM210 182V183H209ZM1 183V182H0ZM5 183V184H6ZM14 183V182H12ZM17 183V182H16ZM20 183V182H18ZM24 183V182H23ZM38 183V181H37ZM45 183V184H46ZM69 183V182H67ZM172 183H176L175 185L172 186ZM27 184V183H26ZM24 184V185H26ZM29 184V183H28ZM44 184V183H43ZM44 184V186H45ZM48 184V183H47ZM46 184V185H47ZM65 184V183H64ZM238 184V185H237ZM34 185V184H32ZM36 185V182H35ZM41 185V184H40ZM57 185V183H56ZM59 185H63L62 183ZM70 185V184H69ZM211 185V186H210ZM8 186V184L6 185ZM23 186V184H22ZM31 187V185H29ZM28 186V187H29ZM68 186V185H67ZM71 186V185H70ZM2 186L0 185V188ZM5 187V186H4ZM9 187V186H8ZM13 186L11 185L9 188H5V189H9L6 193H9L13 195V189L11 190L10 188H12ZM18 187V186H17ZM16 187V188H17ZM28 187L25 188L28 191ZM35 187V186H34ZM47 187V186H46ZM63 187V186H62ZM19 188V187H18ZM21 188V187H20ZM45 188V187H44ZM49 188V187H48ZM56 188V187H55ZM23 189V188H21ZM71 189V188H70ZM3 190V189H2ZM11 190L12 193H10L9 191ZM18 190V189H17ZM20 190V189H19ZM4 191V190H3ZM2 191V193H4ZM26 191V192H27ZM33 191V192H34ZM35 191V192H36ZM16 192V191H15ZM18 192V191H17ZM21 192H23L24 194L26 193L25 190H21ZM32 191H30L29 189V193H33ZM39 192V193H38ZM22 193V194H23ZM28 193V192H27ZM19 194V193H18ZM21 195V193H20ZM28 195V194H27ZM32 195L35 196L34 194H31L29 196V198L26 199H30L32 198ZM15 196H18L17 194ZM26 196V194H25ZM25 196L22 195V197L25 199ZM33 196V199H34ZM61 196V197H60ZM14 197V196H13ZM19 197V196H18ZM17 197V199H18ZM22 197H20V201L24 200L22 199ZM27 197V196H26ZM36 197V196H35ZM10 199V198H9ZM16 199V197H15ZM16 199V200H17ZM32 199V201H33ZM14 200V199H13ZM31 200V199H30ZM35 201V202H36ZM206 201H211L214 204V208L216 211H218L216 215H209V214H205L204 211L202 210V208L200 209V207H197V205L199 206V204H203L204 206H206ZM10 201L8 200V195H4L0 193V209L2 210H6L7 206H11L8 205ZM19 202V199H18ZM17 202V203H18ZM25 203V201H22ZM31 202V201H30ZM29 202V203H30ZM32 202V203H35ZM38 202V203H39ZM44 202V203H45ZM21 203V202H19ZM19 203L17 205H19ZM22 203V204H24ZM27 203V202H26ZM29 203H27L29 205ZM30 203V204H32ZM37 203V202H36ZM48 203V202H47ZM53 203V201H52ZM51 203V204H52ZM59 203V204H58ZM16 203L14 202V205ZM46 204V203H45ZM50 204V203H49ZM13 205V206H14ZM43 205V204H42ZM12 206V207H13ZM16 206V205H15ZM23 205V209H24ZM50 206V205H48ZM31 207V206H30ZM45 207V206H44ZM53 207V206H52ZM16 208V207H15ZM21 208V207H20ZM29 208V206H28ZM32 208V207H31ZM34 208V207H33ZM42 208V207H41ZM48 208V207H47ZM59 208V207H58ZM52 209V208H51ZM61 209V208H60ZM18 210V209H17ZM22 210V209H21ZM42 210V209H41ZM65 210V209H63ZM164 210H166L167 212H165ZM1 211V210H0ZM4 211H1L4 212ZM16 211V210H14ZM13 211V212H14ZM27 211V210H26ZM49 211V210H48ZM12 212V213H13ZM19 212V211H18ZM23 212V211H22ZM40 212V211H39ZM53 212V211H52ZM62 212V211H61ZM65 212V211H64ZM65 212V213H66ZM11 213V214H12ZM59 213V214H58ZM72 213V214H73ZM168 213V214H167ZM5 214V212H4ZM22 214V213H21ZM20 214V216H21ZM25 214V213H24ZM63 213L60 212H54V214L49 215L47 218H45L43 221V225L42 227L46 228V229H54L56 231H58V233L60 234H68L69 229H70V225H66V226H62L60 225L59 221H63L62 220V215ZM261 214V215H260ZM3 215V214H2ZM27 215V214H26ZM34 216V214H32ZM39 215V214H37ZM68 216V214H66ZM65 215V216H66ZM4 216V215H3ZM15 216V215H14ZM30 216V215H29ZM42 216V215H41ZM44 216V215H43ZM65 216L63 218H65ZM22 217V216H21ZM24 217V215H23ZM36 217V216H35ZM18 218V217H17ZM20 218V217H19ZM40 218V217H39ZM12 219V218H11ZM22 219V218H21ZM20 219V220H21ZM6 220V219H5ZM10 220V219H9ZM18 220V219H17ZM29 220V219H28ZM35 220V219H33ZM39 222H41L40 224H42V220H38ZM66 221V220H65ZM3 222V221H2ZM15 223V220L13 221ZM13 222H10L13 223ZM53 222V223H52ZM58 222V223H57ZM67 222V221H66ZM19 223V222H18ZM31 223V222H30ZM35 222L33 223V226L35 227ZM6 224V223H5ZM22 224V223H21ZM29 224V223H28ZM27 224V225H28ZM70 224V222H69ZM120 224V225H119ZM139 224V225H138ZM26 225V224H25ZM30 225V224H29ZM36 225H39L38 223ZM56 225H60V227L56 226ZM195 225V224H194ZM6 226V225H5ZM4 226V227H5ZM18 226V225H17ZM21 226H24L23 224ZM73 226V225H72ZM137 226V228H136ZM179 226V225H178ZM230 226V227H231ZM12 227V226H11ZM10 227V229H11ZM14 227V226H13ZM12 227V229H13ZM32 227V226H30ZM33 227V228H34ZM57 227V228H56ZM176 227V226H175ZM180 227V226H179ZM16 228V227H15ZM20 228V224L19 227ZM27 228V226H26ZM25 228V229H26ZM29 228V227H28ZM41 228V227H39ZM73 228V227H72ZM7 229V228H6ZM11 229V230H12ZM17 229V228H16ZM22 229V228H21ZM35 229V228H34ZM38 229V228H37ZM78 229V228H77ZM181 229V228H180ZM210 229V230H211ZM230 229V231H231ZM14 230V229H13ZM18 230V229H17ZM24 230V228H23ZM32 230V229H31ZM6 231V230H5ZM9 231V230H8ZM19 231V230H18ZM221 231V230H220ZM2 232V231H1ZM15 232V231H14ZM21 232V231H19ZM18 232V233H19ZM223 232V231H222ZM250 232V233H251ZM10 233V232H9ZM16 233V232H15ZM28 233V232H27ZM220 234V232H218ZM226 233V232H225ZM231 233V232H230ZM1 234V233H0ZM7 234V233H6ZM13 236V233H11ZM9 234V235H11ZM251 234V235H252ZM179 235V234H178ZM225 235V234H224ZM254 235V234H253ZM257 235V233H256ZM262 235V234H261ZM2 236V235H0ZM126 236V235H125ZM5 237V236H4ZM180 238V236H177V239ZM259 238H263L264 239V235L263 237H259ZM175 240V239H174ZM180 241V240H179ZM253 241V240H252ZM39 242V241H38ZM206 242V241H205ZM255 242V241H254ZM262 242L258 245H256L255 247H250L251 249L248 250H240L236 249L233 251H229L228 250V257H225V259H223L224 257H222L220 261H214L210 258L211 253H209L208 249L207 251H203L205 252L204 256L200 255V256H194L192 255V253L189 254V258H192V261H195L198 264H264V247L262 245ZM180 243V242H179ZM176 244L177 246L174 247V249L170 251H168L170 253V256H172V259L174 260L173 262H170L168 264H191V260L187 259V257H179L177 256L178 253V248L180 244ZM195 243H199L198 241H195ZM203 243V242H202ZM253 243V242H252ZM257 243V242H256ZM235 245V243H234ZM80 246V245H79ZM136 246V245H135ZM205 246V244H204ZM228 246V245H227ZM9 247V246H8ZM40 247V246H39ZM127 252H128V258H127V262L126 264H136V263H131V262H136L137 259H139L138 257L134 256V251L132 250V247L125 245ZM235 247V248H236ZM36 248V246H35ZM141 248V247H140ZM207 248V246L205 247ZM229 248V247H228ZM227 248V249H228ZM8 250H6V256L8 258H13L14 259V253L12 251V249L7 248ZM85 249V247L83 248ZM36 251H41L42 249H36ZM77 252V251H76ZM83 252V251H82ZM78 253V252H77ZM41 254V253H40ZM79 254V253H78ZM161 255V253H155L154 255L149 256L148 260H147V264H151L152 261L158 256ZM164 254V253H163ZM194 254V253H193ZM202 254V253H201ZM85 255V254H84ZM196 255V254H195ZM168 256V255H167ZM93 257L94 254L90 253V264H95V262L93 261ZM160 257V256H159ZM159 257H157V259H160ZM211 259L209 260L208 259ZM171 259V258H170ZM169 260V256L166 260L162 261V264H166V262ZM172 261V260H171ZM55 264V263H54Z\"/></svg>","mask_w":264,"mask_h":264}]
</instances>
